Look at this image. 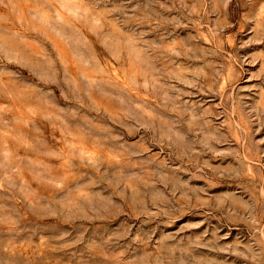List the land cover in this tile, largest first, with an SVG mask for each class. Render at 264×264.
Segmentation results:
<instances>
[{
  "label": "rangeland",
  "instance_id": "374dc122",
  "mask_svg": "<svg viewBox=\"0 0 264 264\" xmlns=\"http://www.w3.org/2000/svg\"><path fill=\"white\" fill-rule=\"evenodd\" d=\"M0 264H264V0H0Z\"/></svg>",
  "mask_w": 264,
  "mask_h": 264
}]
</instances>
